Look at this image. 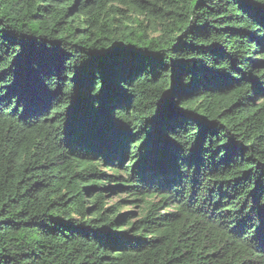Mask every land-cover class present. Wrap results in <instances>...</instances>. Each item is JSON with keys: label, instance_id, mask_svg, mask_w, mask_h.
Returning <instances> with one entry per match:
<instances>
[{"label": "trees", "instance_id": "obj_1", "mask_svg": "<svg viewBox=\"0 0 264 264\" xmlns=\"http://www.w3.org/2000/svg\"><path fill=\"white\" fill-rule=\"evenodd\" d=\"M0 264H264V0H0Z\"/></svg>", "mask_w": 264, "mask_h": 264}]
</instances>
